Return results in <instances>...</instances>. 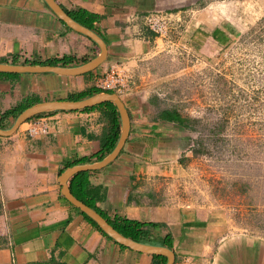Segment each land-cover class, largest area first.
Returning a JSON list of instances; mask_svg holds the SVG:
<instances>
[{"label":"crops","instance_id":"0c3cea01","mask_svg":"<svg viewBox=\"0 0 264 264\" xmlns=\"http://www.w3.org/2000/svg\"><path fill=\"white\" fill-rule=\"evenodd\" d=\"M55 1L66 13L91 23L90 29L101 38L103 56L78 72L0 75V128H8L16 116L2 112L24 96L34 102L68 99L69 94L92 89V77L110 64L122 65L134 81L128 91L116 93L128 114L124 141L106 164L79 171L87 172L89 183L99 187L95 205L107 217L164 224L150 227L149 237L139 242L161 245L155 238L168 232L170 264H209L218 239L238 230H228L218 205L201 196L203 189L189 180L192 166L182 157L191 153L181 154L187 128L160 116L166 109L180 113L157 94L171 76L173 61L141 15L154 8L180 9L183 19L169 35L205 55L225 45L234 33L222 16L204 5L196 7L199 0ZM101 49L96 40L65 24L45 0H0V62L46 64L55 59L51 64L75 68ZM101 91L113 92L84 96ZM40 116L47 123L43 134L27 135L29 119L13 132L0 134V264H156L159 259L153 254L160 253L131 248L104 234L60 192L58 175L66 163L99 159L95 154L100 137L109 126L102 108L54 109ZM81 156L88 159L75 161ZM77 172L67 178L68 185Z\"/></svg>","mask_w":264,"mask_h":264},{"label":"rangeland","instance_id":"374dc122","mask_svg":"<svg viewBox=\"0 0 264 264\" xmlns=\"http://www.w3.org/2000/svg\"><path fill=\"white\" fill-rule=\"evenodd\" d=\"M196 5L236 32L209 55L192 51L197 59L171 51V76L157 94L191 120L181 154L191 153L182 159L199 194L214 200L228 230L264 235V0Z\"/></svg>","mask_w":264,"mask_h":264},{"label":"water","instance_id":"95a60500","mask_svg":"<svg viewBox=\"0 0 264 264\" xmlns=\"http://www.w3.org/2000/svg\"><path fill=\"white\" fill-rule=\"evenodd\" d=\"M45 2L69 27L80 31L96 40L102 47L100 54L75 68L64 67L51 63L39 64L0 62V71H53L58 73H69L74 71L78 72L95 65L103 56L104 47L101 38L96 32L73 19L55 0H45ZM103 100H110L116 105L120 118V133L118 135V138L111 150L98 160L87 163H75L64 167V169H62L58 175L60 192L70 203L74 204L79 208V210L84 212L93 221H95L96 224L107 235L113 237L118 242L125 244L131 248L144 250L151 253L164 254L167 257V260L164 264H170L172 260V253L168 247L164 245L141 243L137 240L123 235L117 229H115L95 208L89 206L88 204L77 198L71 192L66 181L69 176L79 170L92 168L94 169L106 164L118 153L128 130V114L122 101L119 99L115 92L101 91L76 99H49L33 102L22 108L16 114L11 125L8 128H0V134L6 135L13 132V130H15L20 122L26 120L27 117L40 111L54 109H80ZM209 264H264V235L240 230L223 234L216 243Z\"/></svg>","mask_w":264,"mask_h":264},{"label":"trees","instance_id":"16d2710c","mask_svg":"<svg viewBox=\"0 0 264 264\" xmlns=\"http://www.w3.org/2000/svg\"><path fill=\"white\" fill-rule=\"evenodd\" d=\"M73 19L77 20L78 22H80L81 24L94 29L91 25V23L87 20V19H83L80 18L70 12H67ZM84 13V12H83ZM85 15H90V17H92L91 14H86ZM92 20V18H91ZM223 22H225L226 26L229 27L230 32L235 33L236 32V28H231V23L229 24V22L227 20H223ZM227 44V43H226ZM10 61L15 62L16 59L12 58L10 59ZM26 61V60H25ZM57 60H47L46 62L48 63H55ZM27 62H34V61H27ZM65 62V60L63 61ZM18 72H2L0 71V75H9V74H17ZM100 89L97 87H93L90 90H87L85 92H77V93H73V94H69L67 97L68 98H79L84 96L87 93H92V92H96L99 91ZM35 101V98H31V97H23L21 99V101L8 108L5 109L2 112V116L5 115H13L15 116L22 108H24L25 106H27L28 104L32 103ZM93 107H99L102 108V114L104 115V117L109 121V126H108V130L104 131V133H102V135L104 136V138L100 137V151H98L97 154H95L96 158H100L101 156L104 155L105 152H108L112 146L114 145L117 137H118V133H119V123H120V119H119V114L118 111L115 107V105L109 101H103L100 102L98 104L92 105V106H88L85 108H82L83 110L86 109H90ZM48 111H54V110H48ZM42 113H44V111L42 112H38L35 113L29 117L26 118L30 119L34 116H38L41 115ZM162 118L168 119V120H174L176 122H178L180 125H182L183 127H187L190 128V118L189 117H185V116H181L180 113L175 110V109H166L163 111V113L160 115ZM0 127H3L2 123L0 122ZM88 158L86 156H81L78 159H76L75 161L78 162H82L87 160ZM73 161V162H75ZM72 163V162H71ZM70 163H66L64 166L69 165ZM69 188L71 190V192L80 200H82L84 203L88 204L89 206H92L93 208H95L99 213H101L104 217H106V219L108 220V222L115 228L117 229L119 232H121L123 235L128 236L134 240H138V241H146L145 239H147V237H149V232L148 229L150 227H160V226H164V224L162 222H154V221H139V220H135V219H131V218H126V217H119L116 216L114 218H109L107 217L96 205H95V200L100 198V194H99V187L98 186H94L91 185L89 183V180L87 178V172L85 171H79L77 172L75 175H73L70 180H69ZM81 212V211H80ZM83 213V212H82ZM84 214V213H83ZM85 215V214H84ZM86 217L92 221L98 229H100L104 234H106L97 224L95 221H93L90 217H88L86 215ZM148 233V234H147ZM107 235V234H106ZM155 240L161 244L164 245L166 247H170L171 246V237L170 234L168 232H165L162 236H160V238H155ZM154 257H157L159 260L156 264H162L165 261V257L164 255L161 254H153Z\"/></svg>","mask_w":264,"mask_h":264},{"label":"built area","instance_id":"2783aa9c","mask_svg":"<svg viewBox=\"0 0 264 264\" xmlns=\"http://www.w3.org/2000/svg\"><path fill=\"white\" fill-rule=\"evenodd\" d=\"M180 9H152L141 15L142 23L149 28L164 45V48L170 53L190 55L197 59V55L192 52L190 46L183 40H179L177 36H170L169 32L177 28L176 22L181 19ZM134 81L131 73L127 69H123L122 65L110 64L101 73L92 77V85L100 90H112L117 93L128 91ZM47 132L46 119L43 116L32 117L28 120L26 133L28 136L34 134H43Z\"/></svg>","mask_w":264,"mask_h":264},{"label":"flooded vegetation","instance_id":"af4514ba","mask_svg":"<svg viewBox=\"0 0 264 264\" xmlns=\"http://www.w3.org/2000/svg\"><path fill=\"white\" fill-rule=\"evenodd\" d=\"M117 93V92H116ZM42 115V114H41ZM38 116H40V115H38ZM34 117H36V116H34ZM101 214V213H100ZM102 215V214H101ZM103 216V215H102ZM106 218V217H105ZM107 220V219H106ZM108 221V220H107ZM121 233V232H120Z\"/></svg>","mask_w":264,"mask_h":264},{"label":"clouds","instance_id":"9594fccd","mask_svg":"<svg viewBox=\"0 0 264 264\" xmlns=\"http://www.w3.org/2000/svg\"><path fill=\"white\" fill-rule=\"evenodd\" d=\"M110 91H112V90H110ZM114 92V91H113ZM116 93V92H115Z\"/></svg>","mask_w":264,"mask_h":264}]
</instances>
